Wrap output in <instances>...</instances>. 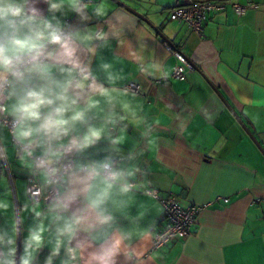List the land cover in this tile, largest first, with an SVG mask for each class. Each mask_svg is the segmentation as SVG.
Listing matches in <instances>:
<instances>
[{"label":"crops","instance_id":"1","mask_svg":"<svg viewBox=\"0 0 264 264\" xmlns=\"http://www.w3.org/2000/svg\"><path fill=\"white\" fill-rule=\"evenodd\" d=\"M119 1L165 37L145 20L105 0L109 16L115 12L123 18L117 25L123 28V41L119 45L113 40L103 59L115 62L124 75L118 87L139 88L129 92V99L145 121L140 128L128 126L125 151H131L140 171L132 192L113 194L114 211L125 230H151L145 238L133 236L134 256L131 260L121 256L119 264H264V155L239 122L264 149V0H196L225 6L208 17L201 37L188 25L170 20L176 0ZM250 3L259 9L239 16L232 8ZM40 6L46 10V5ZM165 43L196 66L184 81L172 78L178 61ZM152 65H159L164 75H151ZM0 156L8 166V172L0 174V202L9 204L7 211L0 210V225L11 226L15 219L18 242L29 228L42 227L43 244L35 264H45L59 240L67 245L58 234L63 221L43 199L37 208L42 215L31 211L34 201L27 187L34 177L20 162L4 127H0ZM152 191L163 198L176 196L184 208L206 206L190 237L154 248L164 209ZM62 258H66L63 246L52 264H61Z\"/></svg>","mask_w":264,"mask_h":264},{"label":"clouds","instance_id":"2","mask_svg":"<svg viewBox=\"0 0 264 264\" xmlns=\"http://www.w3.org/2000/svg\"><path fill=\"white\" fill-rule=\"evenodd\" d=\"M112 13L105 0H0V127L36 180L32 197H42L63 221L58 234L67 240L58 241L45 264L62 246L61 264H119L121 256L133 258L134 235H151L125 230L114 211L113 194L132 192L140 171L125 151L128 126L145 121L130 89L118 87L122 72L103 59L113 40L123 41L117 26L123 18ZM151 67V75H164ZM39 205L35 200L31 208L37 217ZM8 208L0 202V210ZM42 233L29 228L18 242L15 219L0 225V264H17L18 252L19 264H35Z\"/></svg>","mask_w":264,"mask_h":264},{"label":"built area","instance_id":"3","mask_svg":"<svg viewBox=\"0 0 264 264\" xmlns=\"http://www.w3.org/2000/svg\"><path fill=\"white\" fill-rule=\"evenodd\" d=\"M225 6L222 3L215 2H199L196 0H176L175 8L170 13V20L180 22L188 25L191 30L197 35L202 36L204 24L212 13H217L224 10ZM234 12L242 16L248 10L259 9L258 5L247 4L238 5L233 4ZM165 48L173 55L178 61L175 67L172 78L178 81L186 79V73L196 70V66L179 50L172 47L170 44L165 43ZM131 92H139V88L134 84L127 86ZM10 120V118H8ZM4 120L0 119V124ZM8 172L6 160L0 156V174ZM35 178L32 179L27 187V194L30 198L41 201L42 197H32L34 190ZM163 206L164 213L160 229L154 237V248H165L177 241L187 239L193 234V228L196 224L198 215L206 208V206H190L184 208L180 205L176 196L169 195L166 198L161 197L157 191L150 192Z\"/></svg>","mask_w":264,"mask_h":264},{"label":"water","instance_id":"4","mask_svg":"<svg viewBox=\"0 0 264 264\" xmlns=\"http://www.w3.org/2000/svg\"><path fill=\"white\" fill-rule=\"evenodd\" d=\"M113 2H115L116 4L120 5L121 7L127 9L128 11L132 12L134 15L138 16L139 18L145 20L150 26L153 27V29H155V31L162 36L163 38L164 35L160 32V30H158L148 19H146L144 16H142L141 14H139L138 12L128 8L125 4H123L121 1L119 0H112ZM240 124L242 125V127L244 128V130L246 131V133L253 139V141L256 143L257 147L260 149V151L263 153L264 155V149L262 148V146L256 141V139L254 138V136L252 135V133L249 131V129L242 123L241 120H239Z\"/></svg>","mask_w":264,"mask_h":264}]
</instances>
